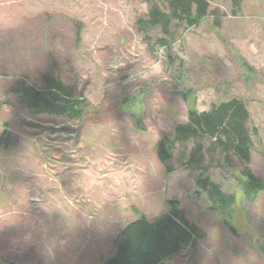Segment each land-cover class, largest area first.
Here are the masks:
<instances>
[{"label": "rangeland", "instance_id": "rangeland-1", "mask_svg": "<svg viewBox=\"0 0 264 264\" xmlns=\"http://www.w3.org/2000/svg\"><path fill=\"white\" fill-rule=\"evenodd\" d=\"M148 10L145 0H0V138L11 136L0 144V264H103L127 223L160 216L169 200L202 230L172 264H231L249 251L264 264V192L240 198V166L206 155L208 174L237 196L234 233L198 189L184 148L171 172L157 153L191 108L240 98L251 114L249 166L264 182V0H244L238 13L213 2L169 48L161 31L138 27ZM54 58L87 101L82 121L30 115L10 91Z\"/></svg>", "mask_w": 264, "mask_h": 264}, {"label": "trees", "instance_id": "trees-1", "mask_svg": "<svg viewBox=\"0 0 264 264\" xmlns=\"http://www.w3.org/2000/svg\"><path fill=\"white\" fill-rule=\"evenodd\" d=\"M149 5L146 16L138 21L140 30L157 29L164 35L162 45L169 48L171 40L181 28L199 26L211 15V4L218 0H145ZM234 13L241 11L244 0H229ZM59 61L53 59L49 71L36 81L26 76L11 85L10 91L18 97L26 112L33 116H56L68 121H82L87 101L60 76ZM251 114L240 98H229L213 104L207 112L191 108L187 121L174 127L172 137H162L157 153L168 172L177 147L184 148L182 159L197 170V187L222 216L224 227L234 230L233 221L239 218L235 211L237 196L223 191L208 174L206 155L218 154L230 170H238L237 180L241 199H252L264 192V182L250 168L253 151ZM8 131L0 144L10 140ZM9 142V141H8ZM6 144V143H5ZM192 145L186 156L185 149ZM238 218L236 219L238 222ZM236 231L234 230V233ZM202 237L201 228L192 222L177 200L166 202L165 211L154 219L144 215L127 223L117 234L114 254L103 264H172L184 253H192Z\"/></svg>", "mask_w": 264, "mask_h": 264}, {"label": "clouds", "instance_id": "clouds-1", "mask_svg": "<svg viewBox=\"0 0 264 264\" xmlns=\"http://www.w3.org/2000/svg\"><path fill=\"white\" fill-rule=\"evenodd\" d=\"M215 248L211 249L209 254L215 253ZM231 264H261L260 256L256 252L249 251L248 255L241 259L240 257H231Z\"/></svg>", "mask_w": 264, "mask_h": 264}]
</instances>
